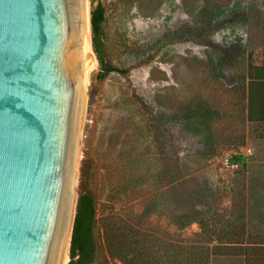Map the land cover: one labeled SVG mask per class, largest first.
Masks as SVG:
<instances>
[{
	"label": "rangeland",
	"instance_id": "1",
	"mask_svg": "<svg viewBox=\"0 0 264 264\" xmlns=\"http://www.w3.org/2000/svg\"><path fill=\"white\" fill-rule=\"evenodd\" d=\"M97 3L107 58L127 72L98 75L97 60L86 88L75 187L94 204L86 264H123L109 250V230L233 241L247 182L264 170L222 165L225 155L251 159L264 137V124L245 116L246 69L264 56L261 0H89V11ZM183 216L196 220L183 226ZM244 223L246 237L264 231L253 208ZM210 264L245 261L213 255Z\"/></svg>",
	"mask_w": 264,
	"mask_h": 264
},
{
	"label": "water",
	"instance_id": "2",
	"mask_svg": "<svg viewBox=\"0 0 264 264\" xmlns=\"http://www.w3.org/2000/svg\"><path fill=\"white\" fill-rule=\"evenodd\" d=\"M84 10L78 0H0V264L52 263L82 104Z\"/></svg>",
	"mask_w": 264,
	"mask_h": 264
},
{
	"label": "trees",
	"instance_id": "3",
	"mask_svg": "<svg viewBox=\"0 0 264 264\" xmlns=\"http://www.w3.org/2000/svg\"><path fill=\"white\" fill-rule=\"evenodd\" d=\"M96 0H91L93 3ZM264 16V0H261ZM91 42L93 51L99 62L98 75L109 71L126 73L127 69L113 66L108 58L103 40L104 10L97 3L90 11ZM199 36V42L205 43ZM202 39V40H201ZM208 44H212L208 39ZM206 44V45H208ZM227 57V54L224 55ZM246 105L245 116L249 122L264 124V56L260 64H248L246 69ZM235 160L245 166L244 158L232 155ZM238 213V222L232 226L230 234L233 241L225 244L207 246L204 244L184 242H169L161 240L157 233L140 235L134 227H130L117 234L109 230L107 244L112 254L117 255L123 264H210L213 255L243 256L245 264H264V234H250L245 236V206L241 204ZM183 216L180 225H186L196 218ZM94 218V204L87 191H79L73 229L70 240L67 264H86L92 260L94 242L92 238V221ZM201 223V221L199 220ZM122 230V229H121ZM149 237V239H148Z\"/></svg>",
	"mask_w": 264,
	"mask_h": 264
},
{
	"label": "bare ground",
	"instance_id": "4",
	"mask_svg": "<svg viewBox=\"0 0 264 264\" xmlns=\"http://www.w3.org/2000/svg\"><path fill=\"white\" fill-rule=\"evenodd\" d=\"M84 3V38L77 49V89L82 101L80 116L78 121L74 151L71 168L61 201L54 239V251L51 264H67L69 261V246L71 229L74 219V209L70 205L71 193H73V205L75 203V186L77 181V168L80 158V139L86 106V88L91 78V74L97 66V60L91 44L90 30V7L89 0H78ZM77 144V150L75 149ZM76 150V152H75ZM73 188V189H72Z\"/></svg>",
	"mask_w": 264,
	"mask_h": 264
},
{
	"label": "crops",
	"instance_id": "5",
	"mask_svg": "<svg viewBox=\"0 0 264 264\" xmlns=\"http://www.w3.org/2000/svg\"><path fill=\"white\" fill-rule=\"evenodd\" d=\"M253 149V156H251V159L247 158L245 167L241 163V168H249L253 165L262 167L264 169V137L258 138V141ZM247 185V187H249L247 190L250 194L248 193V200H244L245 212L248 207L253 208L256 216L264 218V170L262 173H259V175L252 176L248 180ZM250 185H253V189L250 187ZM259 233L264 234V231Z\"/></svg>",
	"mask_w": 264,
	"mask_h": 264
},
{
	"label": "built area",
	"instance_id": "6",
	"mask_svg": "<svg viewBox=\"0 0 264 264\" xmlns=\"http://www.w3.org/2000/svg\"><path fill=\"white\" fill-rule=\"evenodd\" d=\"M248 152L251 153V150L248 149ZM222 165L226 169L236 170L241 166V161L233 159L230 155H225L222 158Z\"/></svg>",
	"mask_w": 264,
	"mask_h": 264
}]
</instances>
